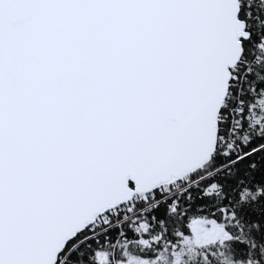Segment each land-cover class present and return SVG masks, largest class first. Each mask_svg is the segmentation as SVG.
<instances>
[{"label":"snow or ice","instance_id":"snow-or-ice-1","mask_svg":"<svg viewBox=\"0 0 264 264\" xmlns=\"http://www.w3.org/2000/svg\"><path fill=\"white\" fill-rule=\"evenodd\" d=\"M0 264H264V0H0Z\"/></svg>","mask_w":264,"mask_h":264}]
</instances>
